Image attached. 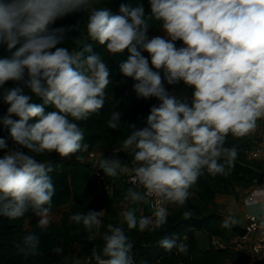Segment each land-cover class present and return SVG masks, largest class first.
Returning a JSON list of instances; mask_svg holds the SVG:
<instances>
[{
    "label": "clouds",
    "instance_id": "1",
    "mask_svg": "<svg viewBox=\"0 0 264 264\" xmlns=\"http://www.w3.org/2000/svg\"><path fill=\"white\" fill-rule=\"evenodd\" d=\"M101 4L0 0V47L10 52L0 58V103L7 105L0 122L16 146L0 137V215L14 220L31 210L39 227L50 223L53 168L37 156L87 151L77 122L98 114L105 104V89L112 82L108 62L87 42L78 50L58 46L78 24L49 27L74 13H88V40L113 56L127 50L120 73L135 81L137 97L158 101L142 127L127 124L131 131L120 148L97 165L105 176H127L140 189L130 187L124 196L120 225L127 230L143 233L165 225L167 206L183 207L205 172H231L237 151L225 147L229 134L249 136L264 120V0H148V15L141 0L121 3L117 14L96 6ZM152 21L160 22L168 39L149 38ZM8 81L15 86L5 87ZM165 82H183L192 89L191 96L170 94ZM36 98L42 103H35ZM121 115L112 111L107 126L118 129ZM121 152L131 157L128 163ZM137 204H151V214H143ZM103 215V210L89 209L70 220L91 232L100 227ZM183 216L187 219L191 212ZM234 222L229 216L222 226ZM26 242L35 249L38 239L28 236ZM103 242L101 252L92 250L95 264H135L124 227L108 224ZM160 244L167 251L175 247L187 252V245L175 239Z\"/></svg>",
    "mask_w": 264,
    "mask_h": 264
},
{
    "label": "trees",
    "instance_id": "2",
    "mask_svg": "<svg viewBox=\"0 0 264 264\" xmlns=\"http://www.w3.org/2000/svg\"><path fill=\"white\" fill-rule=\"evenodd\" d=\"M126 2L127 0H101L102 4L96 6H104L113 14H117L119 5ZM141 3H143L145 14H150L148 0H141ZM87 15V12H77L58 20L55 25L49 26L51 29L60 25L78 24L77 29L69 31L63 44L58 46L68 47L69 50H78L82 43H90L93 51L99 53L108 62L112 81L105 89V104L99 113L77 122L84 132L83 142L88 144V150L69 154L66 157H61L54 152L37 156V159L51 164L53 168V171L49 173L56 190L52 198V210L66 205H69V208L65 211L61 221H50L43 228L39 227L35 220L31 221L28 229L23 227L26 219L35 216L31 210L25 216L14 220L0 215V264H67L66 258L72 248H77V254H81L89 261L94 260L92 259V250L95 249V246L102 250L104 234L102 233L95 240L90 239L88 231L84 230L82 225L71 221L70 216L77 212H86L89 209L98 210L102 206L109 205L111 200L101 182L97 180L95 171L100 169L84 159L89 153H95L96 150L117 151L122 140L131 131L127 124L135 123L137 127H142L150 106L158 103L154 97L148 99L137 97L132 87L135 81L120 73L119 63L126 60L127 50L113 56L107 53L103 46L88 40ZM158 30H160V22L152 21L148 36ZM176 43L177 46L181 44L180 41ZM142 54L148 56L147 52H142ZM9 55V51L0 47V58ZM157 71H160L163 78V71ZM15 84L16 82L8 81L5 87H13ZM177 84L192 91L183 82ZM34 102L42 103L39 98H36ZM6 107L7 105L0 103V115L6 111ZM112 111H119L122 114V122L115 130L107 126ZM0 137H7L8 144L16 147L9 137L8 128L2 122H0ZM233 146L236 148L237 157L231 172L227 175L217 176H210L205 172L190 189L192 195L189 196L185 205L176 207L169 213L165 225L155 231L146 230L143 233L136 229L127 230L125 228L132 244L129 254L135 264H220L217 263V260L222 252L198 248L192 229H204L209 235L219 233L215 229L218 217L213 213L215 196L230 194L237 186L246 187L252 180L260 178V165L256 160L247 159V155L244 154V151L250 148V142L248 140L238 142V138L229 134L225 147ZM118 155L126 159L130 157L123 152ZM82 157L84 158L81 159ZM100 171L103 173L102 170ZM106 179L112 185L107 176ZM125 181L130 185L128 177L125 178ZM184 211H190L191 216L187 219L184 218ZM28 236L38 239L35 249L32 248L31 242H26ZM185 237L186 239H184ZM165 238L175 239L177 244L185 243L187 252L181 253L175 247L171 251L165 250L160 244V241ZM57 247L61 249L59 253L54 251ZM34 252L37 254H33ZM71 264L76 263L71 262Z\"/></svg>",
    "mask_w": 264,
    "mask_h": 264
},
{
    "label": "crops",
    "instance_id": "3",
    "mask_svg": "<svg viewBox=\"0 0 264 264\" xmlns=\"http://www.w3.org/2000/svg\"><path fill=\"white\" fill-rule=\"evenodd\" d=\"M152 33H150L149 38L153 36H161L165 39H168L162 29L155 31L154 34ZM263 140L264 124L258 132L257 145L262 144ZM115 152L116 150H96L95 156H93L92 159L87 156L84 160L88 163H91L97 168L99 160L102 159L103 156L111 155ZM121 159L125 163H128L131 160V157L127 159L125 157H121ZM256 162L260 165V178L252 180V182L246 187L237 186L232 193L220 195L214 199L213 213L218 217L215 229L218 230L220 234L217 233L209 235V233L204 229H192L195 243L198 248L202 250L212 249L218 252H222V254H219L218 256L217 263L246 264L247 254L254 237L252 238L250 235L239 236L231 225L229 228H225L222 225L224 219L229 216H231L235 221L234 224L242 227H244L246 217L249 214H253L258 217H264V160L258 159L256 160ZM124 177V175L116 178L107 177L108 180L112 183L111 190L109 193H107V196L111 200V203L98 209L104 211V215L101 217L102 224L99 228L93 229L91 232H88L90 239L95 240L102 233L104 234L107 231L108 224L119 225L126 228V225H120L121 212L127 205V202L124 200L127 189L133 186L129 185L125 181ZM134 190L140 189L134 188ZM191 195L192 193L190 194V196ZM135 207H137L138 209L143 208V214L150 215V212H148L146 205L137 204L135 205ZM168 207L170 209V213L171 211L176 209L177 206L168 205ZM64 213L65 212H62L61 215H59L58 217L56 216L55 218L51 216V213L50 221H61ZM137 214L139 215L140 212L138 211ZM95 249L97 250L96 246ZM77 252V248H72V254H76ZM260 258L262 264H264V254H261Z\"/></svg>",
    "mask_w": 264,
    "mask_h": 264
},
{
    "label": "built area",
    "instance_id": "4",
    "mask_svg": "<svg viewBox=\"0 0 264 264\" xmlns=\"http://www.w3.org/2000/svg\"><path fill=\"white\" fill-rule=\"evenodd\" d=\"M93 156L94 153L92 152L88 154V157ZM250 156L253 160H264V140L262 144L257 145V147L250 153ZM95 174L97 180L101 182L103 189L109 193L111 190V185L107 182L106 176L100 170L95 171ZM146 208L151 214V204L146 205ZM244 227L247 232L246 235H250L252 238L254 237L247 254L246 264H262L260 255L264 254V217H258L256 215L249 214L246 217ZM86 261L89 262V259H86Z\"/></svg>",
    "mask_w": 264,
    "mask_h": 264
},
{
    "label": "rangeland",
    "instance_id": "5",
    "mask_svg": "<svg viewBox=\"0 0 264 264\" xmlns=\"http://www.w3.org/2000/svg\"><path fill=\"white\" fill-rule=\"evenodd\" d=\"M152 34H154V32ZM165 87L168 89L170 94L175 95L177 97H181V96L190 97L191 96V91L190 90H188L185 87L179 86L178 84L168 85L167 83H165ZM263 124H264L263 120L258 121V127H257V129H256V131L254 133H252V134H250L249 136H246V137L238 138V142H245L246 140H248L250 142V144H251L250 148L248 150L244 151L245 156L247 155V159H249V160L255 161V160H253L251 158L250 153L257 147L258 132L263 127ZM0 154H2V150H0ZM85 156H86V154L84 155V157ZM94 156H95V153H94ZM84 157H82L81 159H83ZM89 158L92 159L93 157H89ZM120 158H121V156H120ZM126 177L127 176H125L124 178H126ZM191 193L192 192L190 191V194ZM220 195H225V194L216 195L215 198L217 196H220ZM173 207H171V208H173ZM68 208H69V205L54 208L52 210V212H51L52 213L51 216L53 218H55L56 216L58 217L59 215L62 214V212H65ZM168 210H170L169 207H168ZM32 220H35L36 222H38L39 221V217L35 215V216L31 217V218L26 219L24 221L23 227L25 229H28L30 227V223H31ZM101 251H102L101 249H97V252H101ZM66 261H67L66 262L67 264H71V262H75L76 264H89V262L86 261V258L84 256H82L81 254L79 255L77 253L76 254H72L71 252L68 254V256L66 258ZM92 263H95V260H93L91 262V264Z\"/></svg>",
    "mask_w": 264,
    "mask_h": 264
},
{
    "label": "water",
    "instance_id": "6",
    "mask_svg": "<svg viewBox=\"0 0 264 264\" xmlns=\"http://www.w3.org/2000/svg\"><path fill=\"white\" fill-rule=\"evenodd\" d=\"M231 226H232V228L237 232V234L239 235V236H245L246 235V229H245V227H242V226H238V225H236V224H234V223H231Z\"/></svg>",
    "mask_w": 264,
    "mask_h": 264
}]
</instances>
